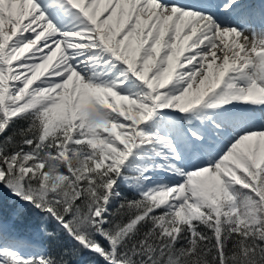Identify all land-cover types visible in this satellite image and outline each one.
<instances>
[{
    "label": "snow or ice",
    "instance_id": "6c2138e0",
    "mask_svg": "<svg viewBox=\"0 0 264 264\" xmlns=\"http://www.w3.org/2000/svg\"><path fill=\"white\" fill-rule=\"evenodd\" d=\"M0 264H264V0H0Z\"/></svg>",
    "mask_w": 264,
    "mask_h": 264
}]
</instances>
